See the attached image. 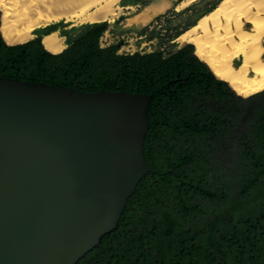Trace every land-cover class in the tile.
Instances as JSON below:
<instances>
[{
    "label": "trees",
    "instance_id": "obj_1",
    "mask_svg": "<svg viewBox=\"0 0 264 264\" xmlns=\"http://www.w3.org/2000/svg\"><path fill=\"white\" fill-rule=\"evenodd\" d=\"M108 25L72 27L82 31L59 53L41 37L65 36L64 21L12 45L0 31V77L151 95L143 145L151 171L114 229L75 264H264V90L238 94L190 42L166 55L102 47Z\"/></svg>",
    "mask_w": 264,
    "mask_h": 264
},
{
    "label": "water",
    "instance_id": "obj_2",
    "mask_svg": "<svg viewBox=\"0 0 264 264\" xmlns=\"http://www.w3.org/2000/svg\"><path fill=\"white\" fill-rule=\"evenodd\" d=\"M150 98L0 77V264H75L114 229Z\"/></svg>",
    "mask_w": 264,
    "mask_h": 264
},
{
    "label": "bare ground",
    "instance_id": "obj_3",
    "mask_svg": "<svg viewBox=\"0 0 264 264\" xmlns=\"http://www.w3.org/2000/svg\"><path fill=\"white\" fill-rule=\"evenodd\" d=\"M118 1L0 0L1 35L6 43L17 44L29 40L37 27L60 20L72 24L113 20L123 10ZM168 6V0L150 2L125 24H145ZM177 39L192 42L214 75L238 94L246 97L264 90V0H222ZM41 42L51 53L66 47L58 31L43 35Z\"/></svg>",
    "mask_w": 264,
    "mask_h": 264
},
{
    "label": "rangeland",
    "instance_id": "obj_4",
    "mask_svg": "<svg viewBox=\"0 0 264 264\" xmlns=\"http://www.w3.org/2000/svg\"><path fill=\"white\" fill-rule=\"evenodd\" d=\"M153 1L157 0H141L138 7L134 8V10H122L131 11V13L127 14L126 12L125 14H120L118 18L108 20L109 25L100 38V45L105 47L119 43V53L150 52L156 50L161 51L165 55L169 54L179 47L192 43L177 38L180 37L179 34L181 32L195 24L201 15L221 0H168L169 6L163 12L154 15L147 23L125 24V18H132L144 5ZM182 2L185 3L182 4ZM121 15L125 17L123 20H119ZM64 22L68 25L64 29L66 34L63 36L66 43V38L67 40H72L82 31V29L73 30L71 28L82 24ZM38 28L40 27L36 29ZM36 29L33 31H36ZM58 33L60 35V31ZM193 49H195V45H193ZM236 63H239V61L236 60Z\"/></svg>",
    "mask_w": 264,
    "mask_h": 264
},
{
    "label": "crops",
    "instance_id": "obj_5",
    "mask_svg": "<svg viewBox=\"0 0 264 264\" xmlns=\"http://www.w3.org/2000/svg\"><path fill=\"white\" fill-rule=\"evenodd\" d=\"M141 0H120L118 2V5L120 7L123 8V10H134V8L138 7V4L140 3ZM123 12V13H122ZM121 14H125L127 12V14L131 13V11H122ZM119 16V15H118ZM117 16V18H118ZM126 19V18H125ZM42 28V27H40ZM38 28V29H40ZM37 30V29H36ZM31 38L30 39H34L35 37H37V34H35V31L31 32ZM102 37V36H101ZM29 39V40H30ZM28 41V40H27ZM23 43V42H22ZM42 43V42H41ZM8 44V43H7ZM18 44V43H17ZM12 45V44H10ZM66 48V47H65ZM50 52V51H49Z\"/></svg>",
    "mask_w": 264,
    "mask_h": 264
}]
</instances>
